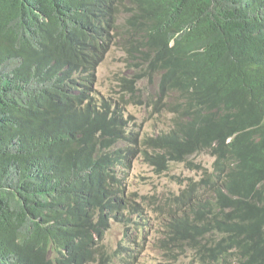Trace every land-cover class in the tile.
I'll list each match as a JSON object with an SVG mask.
<instances>
[{
	"label": "trees",
	"instance_id": "obj_1",
	"mask_svg": "<svg viewBox=\"0 0 264 264\" xmlns=\"http://www.w3.org/2000/svg\"><path fill=\"white\" fill-rule=\"evenodd\" d=\"M122 12L161 94L147 104L174 114L142 140L94 89ZM203 152L213 170L191 191L206 200L173 215L174 239L216 264H264V0H0V264L97 263L120 171ZM130 231L122 263L140 246Z\"/></svg>",
	"mask_w": 264,
	"mask_h": 264
},
{
	"label": "rangeland",
	"instance_id": "obj_2",
	"mask_svg": "<svg viewBox=\"0 0 264 264\" xmlns=\"http://www.w3.org/2000/svg\"><path fill=\"white\" fill-rule=\"evenodd\" d=\"M126 17L127 14L122 12L119 19L121 30L114 31V41L117 43L108 50L98 67L94 89L98 91L97 97H104L113 105L120 102L117 104V107H120L118 112L122 115L120 120H125L126 129L130 134L135 133L142 140L147 135L168 131L172 126L174 114L162 106V101L161 109H154L151 103L147 104L158 99L161 94L156 78L145 75L148 70L147 68L144 72L147 62L142 58H145V55L139 53L136 55L139 57L138 61L134 60V53H131L134 48L129 44L134 43L136 38L129 37V32L126 33ZM139 74L142 75L140 79ZM134 79L137 80L135 90L130 89V81ZM124 94L127 101L121 99ZM125 145L126 142L121 141L119 148ZM143 157L138 155L130 168L121 167L123 169L120 171L124 172L121 177L127 186L125 201L129 205L123 212L125 219L131 220L126 223L131 226L134 220L142 216V221L138 222L145 228L144 240L138 242L140 246L129 244V247L132 245L137 250L133 257L125 254L123 264H191L197 259L194 257V254H198L197 251L191 246H186L185 242L189 239H174L169 222L173 215L192 214L195 205L198 206L206 200L196 190L193 192L191 189L204 175V169L207 172L213 170L215 158L211 153L203 152L189 158V162L201 165V169H196L189 162L173 161L169 163L167 170H163ZM178 197L181 200H178ZM184 199L185 203L182 201ZM137 210L142 211L140 216ZM195 218L194 215L192 219ZM109 228L103 237L108 253L99 255L96 264H122V256L118 254L119 257L113 259L112 254L117 250L116 246L123 242V224L113 219ZM206 240L203 239L204 242Z\"/></svg>",
	"mask_w": 264,
	"mask_h": 264
},
{
	"label": "bare ground",
	"instance_id": "obj_3",
	"mask_svg": "<svg viewBox=\"0 0 264 264\" xmlns=\"http://www.w3.org/2000/svg\"><path fill=\"white\" fill-rule=\"evenodd\" d=\"M113 16V15H112ZM111 158V157H110ZM112 159V158H111ZM113 160V159H112ZM212 171V170H211ZM209 171V172H211ZM97 183L100 185L101 188L103 189H106L105 187H111V188H108V189H115L113 190L114 193H116V190H118L119 188L117 186L114 185V182L113 181H108L106 182L104 180L103 184L100 180V178H98L97 180ZM106 206H104L103 210H102V215L104 214V212L107 210V209H114L116 212L112 211V210H107L105 212V216L106 218L111 219H116L118 222H121L123 224V226H126L127 225V221H131L129 218L128 219H125V216H124V210L123 208H128V203L125 202V200H120L119 202H117L116 204H107V202H104ZM131 212V210H129ZM140 214L138 213V216ZM126 223V224H125ZM132 227V230L133 232L130 231V233H137L139 236L138 237H141V231H142V227H140V225H135L134 223H132L131 225ZM138 230H139V233H138ZM138 237H137V242H138ZM144 240V238H143ZM142 240V241H143ZM140 243V242H139ZM118 249V248H117ZM137 248L135 247V249L133 250L134 252H136ZM131 251V252H133ZM138 252H140L138 250ZM127 254V253H126ZM128 255V254H127ZM194 257H196V261H193L191 264H216L214 262V260L212 259H209V254L204 252V253H199V254H194ZM125 261V260H124ZM123 261V262H124ZM123 264V263H122Z\"/></svg>",
	"mask_w": 264,
	"mask_h": 264
},
{
	"label": "clouds",
	"instance_id": "obj_4",
	"mask_svg": "<svg viewBox=\"0 0 264 264\" xmlns=\"http://www.w3.org/2000/svg\"><path fill=\"white\" fill-rule=\"evenodd\" d=\"M138 212V211H137ZM138 213H140V214H142V211H139ZM179 217H180V215H179ZM142 221L141 219H139V217H138V220L137 221ZM111 219H109V220H107V222L106 223H104L103 224V232H104V234H107V232L109 231V226H110V224H111ZM176 222V221H175ZM124 227H129V229L130 230H132V227L131 226H123V229H122V235H123V230H124ZM141 235V234H140ZM104 243H106L105 241H104ZM121 243V242H120ZM118 246H119V244H118ZM118 246H116V248H118ZM115 248V249H116ZM103 249L105 250V251H107V248H106V245L103 247ZM108 252V251H107ZM96 264V263H95Z\"/></svg>",
	"mask_w": 264,
	"mask_h": 264
}]
</instances>
